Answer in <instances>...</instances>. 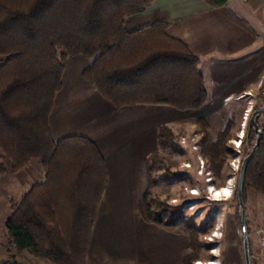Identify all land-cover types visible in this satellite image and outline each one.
Masks as SVG:
<instances>
[{
  "label": "trees",
  "instance_id": "16d2710c",
  "mask_svg": "<svg viewBox=\"0 0 264 264\" xmlns=\"http://www.w3.org/2000/svg\"><path fill=\"white\" fill-rule=\"evenodd\" d=\"M206 1L216 7L226 2ZM152 2L0 0V56L4 58L0 65V177L17 174L33 160L44 176L17 202H10L4 229L17 251L50 264H86L106 188L107 168L95 144L79 136L55 141L50 132L65 60L86 58L89 65L82 77L116 108L156 105L196 112L207 104L199 58L185 42L167 33L169 23L155 21L126 29V19ZM259 94L263 105V94ZM259 106L249 112L240 144L244 158L255 145L254 128L261 130L258 149L245 171L244 204L250 190L264 195V113L256 125L251 122ZM195 124L202 134V154L218 179L225 156L234 154L227 146L234 121L226 122L216 136L209 134L204 119ZM182 150L177 135L165 126L157 128L156 147L146 158L149 190L142 196L139 212L147 223L186 233L190 255L182 264H193L203 246L197 229L181 220L179 207L150 192L162 178L181 180L170 171L162 152ZM161 168V177L153 178L151 174ZM232 200L239 208L237 191Z\"/></svg>",
  "mask_w": 264,
  "mask_h": 264
},
{
  "label": "crops",
  "instance_id": "0c3cea01",
  "mask_svg": "<svg viewBox=\"0 0 264 264\" xmlns=\"http://www.w3.org/2000/svg\"><path fill=\"white\" fill-rule=\"evenodd\" d=\"M155 21L169 23L167 33L185 42L199 58L207 106L215 99L218 103L239 99L257 88L253 83L260 82L257 79L264 71V0H226L220 7L206 0H154L141 13L128 17L125 27L134 30ZM73 58L64 65L49 126L55 141L71 136L92 141L107 168L88 264H182L188 241L140 218L137 223L133 208L144 191L145 159L155 149L146 153L133 140L143 137L162 112L170 111H164V106H112L82 78L88 66L85 59ZM3 61L0 56V65ZM261 82L258 89L264 90ZM207 117L201 119L211 132Z\"/></svg>",
  "mask_w": 264,
  "mask_h": 264
},
{
  "label": "rangeland",
  "instance_id": "374dc122",
  "mask_svg": "<svg viewBox=\"0 0 264 264\" xmlns=\"http://www.w3.org/2000/svg\"><path fill=\"white\" fill-rule=\"evenodd\" d=\"M227 5L229 8L231 7L230 3ZM138 20L141 23L145 22L144 18ZM74 57H82L89 65V61L83 56ZM67 60H65L64 65ZM260 78L259 83L258 81L253 83L256 84L257 88L252 87L247 90L246 93L249 96L245 97L246 93H242V96L239 97L240 100L232 98L222 101V103H218V99L213 100L214 103L211 100L212 105H205L196 112H179L166 107L167 109L164 108V111L170 112H162L157 117L158 121L155 125L151 126L143 137L133 140L134 144H137L141 150L145 149L147 153L156 147L158 127L165 126L178 136L179 144L183 149L182 152L165 151L162 154L167 163L170 164V171L180 177L181 180L175 181V177L168 180L162 178L150 192L159 200L167 202L171 207H179L178 214L181 220L184 223H190L197 229L198 239L203 246L193 264H244L242 235L238 219L239 208L236 207V203L232 199L237 189L240 166L246 157L243 158L245 154L240 145L248 123V119L245 117L246 112L252 109L254 105L260 104L258 110L264 106V103L262 105L258 98L260 91L264 97V90L258 89V86L262 84L261 81L264 80V71L260 73L257 80ZM204 116L210 118L212 133L210 129L208 132L212 136H216L226 122L230 120H233L235 125L231 131L233 137L227 142V146L234 150V154L225 156L218 179L213 176L211 164L202 154L200 144L202 134L195 124L197 119L204 118ZM141 171L143 172V168ZM163 172L164 170L161 168L157 172H153L151 176L159 179ZM145 173L146 180L144 181L146 182L141 184L144 191L142 195H137L139 197L133 206V208L136 207L134 217L137 223L139 218L143 220L139 212L140 201L149 190L146 168ZM43 177L37 160L31 161L17 174L0 177V264L13 262L18 264H50L46 260L34 258L26 252L17 251L11 245L4 229L5 221L10 214V202H17L31 185L42 181ZM142 179H144L143 176ZM223 187L230 190L228 194L230 196H214L212 190H221ZM244 209L251 263L264 264V195L250 190ZM172 232L182 236L183 241H188L189 245V238L186 233ZM187 255H190L189 248Z\"/></svg>",
  "mask_w": 264,
  "mask_h": 264
},
{
  "label": "water",
  "instance_id": "95a60500",
  "mask_svg": "<svg viewBox=\"0 0 264 264\" xmlns=\"http://www.w3.org/2000/svg\"><path fill=\"white\" fill-rule=\"evenodd\" d=\"M264 113V106L261 107L259 110H257L252 115V120L254 125H256L257 120L260 118V116ZM251 124V123H250ZM256 132V140L255 145L252 148V150L249 152V154L243 159V162L241 164L240 170H239V178L237 181V202L239 205V222H240V228H241V234H242V245H243V255H244V261L245 264H250V257H249V246H248V236L246 232V226H245V209H244V203H243V186H244V179H245V171L248 163L252 159L254 153L258 149L260 140L262 138V132L261 130H258L256 127L254 128Z\"/></svg>",
  "mask_w": 264,
  "mask_h": 264
},
{
  "label": "bare ground",
  "instance_id": "6f19581e",
  "mask_svg": "<svg viewBox=\"0 0 264 264\" xmlns=\"http://www.w3.org/2000/svg\"><path fill=\"white\" fill-rule=\"evenodd\" d=\"M213 192H214V196H217V197H219V196H228V194L230 193V190L229 189H227V188H224L223 187V189H221V190H212ZM230 196V195H229ZM228 196V197H229Z\"/></svg>",
  "mask_w": 264,
  "mask_h": 264
},
{
  "label": "flooded vegetation",
  "instance_id": "af4514ba",
  "mask_svg": "<svg viewBox=\"0 0 264 264\" xmlns=\"http://www.w3.org/2000/svg\"><path fill=\"white\" fill-rule=\"evenodd\" d=\"M244 216H245V214H244ZM238 219H239V217H238ZM246 221V220H245ZM245 226H246V222H245ZM246 232H247V236H248V230H247V226H246ZM242 235V234H241ZM242 247H243V245H242ZM249 257H250V249H249ZM244 264H245V261H244ZM250 264H252L251 263V260H250Z\"/></svg>",
  "mask_w": 264,
  "mask_h": 264
},
{
  "label": "built area",
  "instance_id": "2783aa9c",
  "mask_svg": "<svg viewBox=\"0 0 264 264\" xmlns=\"http://www.w3.org/2000/svg\"><path fill=\"white\" fill-rule=\"evenodd\" d=\"M250 110H251V109H249V110L246 112V116H245L246 119H247V117H248V115H249Z\"/></svg>",
  "mask_w": 264,
  "mask_h": 264
}]
</instances>
